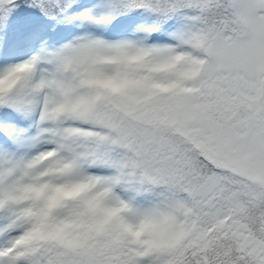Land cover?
I'll return each instance as SVG.
<instances>
[{"label":"snow or ice","instance_id":"snow-or-ice-1","mask_svg":"<svg viewBox=\"0 0 264 264\" xmlns=\"http://www.w3.org/2000/svg\"><path fill=\"white\" fill-rule=\"evenodd\" d=\"M0 264H264V0H0Z\"/></svg>","mask_w":264,"mask_h":264}]
</instances>
